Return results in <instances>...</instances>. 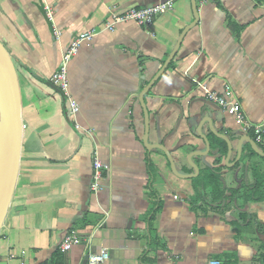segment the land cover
I'll return each mask as SVG.
<instances>
[{"label": "crops", "instance_id": "obj_1", "mask_svg": "<svg viewBox=\"0 0 264 264\" xmlns=\"http://www.w3.org/2000/svg\"><path fill=\"white\" fill-rule=\"evenodd\" d=\"M164 1L0 0V41L18 70L26 127L0 264H84L102 250L110 254L106 264H264V203L224 202L207 183V172L219 168L226 190L252 177L243 167L224 168L227 156L220 152L209 160L221 147L209 123L202 133L213 148L193 158L200 170L195 178L177 176L163 151L145 146L148 137L150 146L166 147L179 174L189 176L195 170L188 157L206 151L198 134L203 120L232 142L251 137L206 99L201 84L238 103L248 124H264V4L197 0L199 23L152 84L195 21L192 0H177L149 27L126 23L108 32L104 24L112 9L124 13ZM91 31L95 40L69 64L70 94L80 107L69 123L61 96L30 71L52 83L71 42ZM145 91L148 131L140 102ZM97 157L110 170L95 193ZM200 192L211 211L202 201L196 205ZM70 235L79 244L63 253Z\"/></svg>", "mask_w": 264, "mask_h": 264}, {"label": "water", "instance_id": "obj_2", "mask_svg": "<svg viewBox=\"0 0 264 264\" xmlns=\"http://www.w3.org/2000/svg\"><path fill=\"white\" fill-rule=\"evenodd\" d=\"M192 5H193L194 16H195L194 23L184 31L170 59L167 61L166 65L164 66L162 71L159 73V75L155 78L152 84H154L158 80V78L165 72L169 64L173 61L175 55L180 49V46L184 40L185 35L199 23L200 17H199V11L197 7V0H192ZM30 72L38 80L48 85L50 88H52L54 91H56L61 96L62 101H63L65 117L67 121L70 123L69 112L67 109V97L64 95V93L50 81H47L45 79L38 77L37 75H35L33 71H30ZM0 92H1V97H2V102H3V107H4V137H3V144H2V148L0 152V234H1V231L4 227L5 221L7 219L9 210L12 205L17 183H18L20 167H21L23 139H24V124H23V118H22V101H21L19 76H18L16 65L10 53L8 52L7 48L2 44L1 41H0ZM146 92L147 91H145L142 94L140 98V102L145 111L146 127L148 131L149 130V114L145 107V101H144V96ZM205 123H209L212 133L217 138L225 141L226 144L228 145V155L226 158V166L234 167L241 160L242 154H243V147L246 142H248L252 146L253 150L258 155L264 157V152H262L258 148L255 141L249 136H244L239 140V143H238L236 162L230 165V159L233 154V142L226 135H221L217 132L214 126V123L211 119L203 120L198 128V134L201 137V139L204 141V143L206 144V151L196 152V153L191 154L188 157V161L190 165L195 170V175H189V176L180 175L177 170L176 164L171 156V153L166 149V147L161 146V145L150 146L148 137L145 138V146L148 150L163 151L170 161L174 174H176L177 176L186 178V179L195 178L200 174V170L193 163V158L197 156L206 157L211 152V143L209 139L202 133V127ZM147 136H148V133H147ZM88 258L89 256L86 257L84 264H86Z\"/></svg>", "mask_w": 264, "mask_h": 264}, {"label": "built area", "instance_id": "obj_3", "mask_svg": "<svg viewBox=\"0 0 264 264\" xmlns=\"http://www.w3.org/2000/svg\"><path fill=\"white\" fill-rule=\"evenodd\" d=\"M177 0H167L161 2L157 5H153L141 9H131L124 13H120L117 9H112L110 11V17L104 24V30L108 32H115L117 28L126 23H135L139 26H151L158 17L167 14L173 7L174 2ZM207 0H200L201 4L206 3ZM45 11L49 19H53V9L48 4L45 3ZM97 33L95 31L84 32L78 35L74 39L67 52L63 56V65L58 73L52 79V83L59 88L64 95L67 97V109L70 117H75L80 112V107L78 103L70 94V82L68 78V69L70 62L79 54L80 49L84 43H91L95 40ZM55 37L58 41L61 40L62 34L59 31H55ZM202 91L204 92L206 99L215 105H218L225 112L236 117L239 125H241L245 132L253 131L257 141L264 142V124H248L245 120L243 113L241 112V107L235 101L230 100L229 96H222L218 92L209 89L205 85H200ZM229 90V89H227ZM228 93V91H227ZM229 95V94H228ZM24 126V130H25ZM94 174H93V184L92 191L98 193L102 190L103 185V174L110 170V166L102 162L98 157L93 162ZM79 244V239L75 235H70L65 237L64 241L60 246V250L63 253L70 252L73 247ZM23 257L26 255L25 252L22 253ZM110 260V254L108 250H102L99 253H94L89 255L86 264H106ZM18 264H30L25 259L19 261ZM212 264H220L219 262H213Z\"/></svg>", "mask_w": 264, "mask_h": 264}, {"label": "trees", "instance_id": "obj_4", "mask_svg": "<svg viewBox=\"0 0 264 264\" xmlns=\"http://www.w3.org/2000/svg\"><path fill=\"white\" fill-rule=\"evenodd\" d=\"M259 5L264 4V0H255ZM251 138L255 141L256 145L258 148L264 152V142H258L257 138L254 134L253 131H250ZM217 138V137H215ZM218 142L221 144V147L217 150L214 151L212 150V153L220 152L222 157H226L228 154V145L226 144L225 141L217 138ZM212 144H211V149H212ZM258 157L260 159H258ZM258 159L257 162L252 163V159ZM263 163H264V157L258 155L252 148V146L248 143L244 148H243V154L241 160L233 167L234 170H239L241 167L245 168L246 170V175H249L251 179H248L247 182H242L241 187L236 190H231L232 195L227 194V190L225 189L222 177H221V172L222 168L216 169L215 171H209L206 174L207 180H209L207 183L209 185H214V191L217 196L221 194L222 192V197L224 202L229 201V199H232L235 197L236 199L241 198L243 201L241 206H250L251 204H259V203H264V172H263ZM226 168V167H224ZM206 198L200 194L199 199L196 202V205L200 203L201 201L203 204L209 206L210 208L212 207V203L210 201H205ZM205 201V202H204ZM263 252H264V247H263Z\"/></svg>", "mask_w": 264, "mask_h": 264}, {"label": "rangeland", "instance_id": "obj_5", "mask_svg": "<svg viewBox=\"0 0 264 264\" xmlns=\"http://www.w3.org/2000/svg\"><path fill=\"white\" fill-rule=\"evenodd\" d=\"M18 71V70H17ZM232 138V137H231ZM238 140L237 139H233V145H234V151H235V155H236V153H237V150H238ZM216 156V154L215 153H212V154H210L209 156H208V158H209V160L210 161H212L213 162V159H214V157ZM258 159H260L259 157H258ZM258 159H256V158H254V159H252L251 160V162L252 163H254V162H257L258 161ZM225 166H226V164H225ZM229 166H226V168H228ZM263 172H264V163H263ZM231 176H229L228 177V179H231L230 178ZM224 183V182H223ZM203 192H200V194H202ZM227 194L228 195H232V191L229 189V190H227ZM203 195V194H202ZM204 196V195H203ZM205 197V196H204ZM206 198V197H205ZM208 200H209V197H207L206 198V200L205 201H207V203H208ZM204 201V202H205ZM205 205V204H204ZM205 207H206V210H208V211H211V208L209 207V206H207V205H205Z\"/></svg>", "mask_w": 264, "mask_h": 264}, {"label": "bare ground", "instance_id": "obj_6", "mask_svg": "<svg viewBox=\"0 0 264 264\" xmlns=\"http://www.w3.org/2000/svg\"><path fill=\"white\" fill-rule=\"evenodd\" d=\"M3 137H4V107L0 92V152L3 144Z\"/></svg>", "mask_w": 264, "mask_h": 264}]
</instances>
